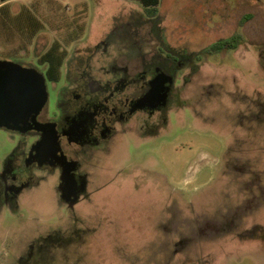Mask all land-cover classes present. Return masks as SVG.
<instances>
[{
  "label": "rangeland",
  "instance_id": "rangeland-1",
  "mask_svg": "<svg viewBox=\"0 0 264 264\" xmlns=\"http://www.w3.org/2000/svg\"><path fill=\"white\" fill-rule=\"evenodd\" d=\"M6 3L44 26L29 38L0 15V59L44 72L54 42L66 53L47 81L51 115L76 74L81 88L126 56L148 69L189 60L182 100L88 150L96 178L81 203L68 207L43 170L18 210L0 208V264H264V0H160L153 18L140 0ZM236 34L235 48H212ZM226 195L229 214L207 215Z\"/></svg>",
  "mask_w": 264,
  "mask_h": 264
},
{
  "label": "flooded vegetation",
  "instance_id": "flooded-vegetation-1",
  "mask_svg": "<svg viewBox=\"0 0 264 264\" xmlns=\"http://www.w3.org/2000/svg\"><path fill=\"white\" fill-rule=\"evenodd\" d=\"M175 58L168 66L161 63L148 69L146 58L126 56L110 79L98 74L97 78L90 77V83L81 88L76 74V84L65 91L60 110L52 115L46 108L49 93L48 102L37 117L43 124L42 129L21 132L0 127V208L18 210L20 198L36 185L43 170L59 174L60 197L68 207L74 208L81 203L96 178L91 173L95 163L91 151L113 140L119 127L125 130L144 128L147 117L165 113L175 100H182L183 90L176 77L189 57L182 54ZM138 60L143 61L142 67H136ZM58 61L57 57L54 62ZM51 67L50 62L46 63L43 73L47 81ZM127 87L129 91L124 93ZM3 134L7 135V140ZM261 150L256 148V152ZM229 155H234V151ZM234 165L238 173L231 176L230 182L236 189L246 172ZM256 179L258 181V176ZM226 201H232L229 195L218 203L219 206ZM223 209L224 206H220L217 213H210L212 209L209 208L207 215H228Z\"/></svg>",
  "mask_w": 264,
  "mask_h": 264
},
{
  "label": "water",
  "instance_id": "water-1",
  "mask_svg": "<svg viewBox=\"0 0 264 264\" xmlns=\"http://www.w3.org/2000/svg\"><path fill=\"white\" fill-rule=\"evenodd\" d=\"M49 99L47 78L33 66L0 59V127L42 129L37 119Z\"/></svg>",
  "mask_w": 264,
  "mask_h": 264
},
{
  "label": "trees",
  "instance_id": "trees-1",
  "mask_svg": "<svg viewBox=\"0 0 264 264\" xmlns=\"http://www.w3.org/2000/svg\"><path fill=\"white\" fill-rule=\"evenodd\" d=\"M8 0H0V14L4 16L5 21L9 22V24L16 26L19 31L23 34H26L29 38L34 37L43 26L44 23L38 19L37 15L29 8L24 7V13L14 12L10 9L9 3H6ZM143 2L145 7V12L148 14L149 17H155L158 15L159 12V1L160 0H140ZM249 18L246 16V19ZM240 26H243V22ZM238 34L234 35L231 38L221 39L217 43L212 45V48L221 50L223 48L232 47L235 48L236 45L234 44V39L237 40ZM65 51H62L61 48L58 46V42H54L52 46L47 50L42 56L41 60L45 63L50 62L52 65L51 69L48 71V76L51 80H59L61 76V66L63 64V57L65 56ZM59 58L58 63H55L54 60ZM55 70V72L52 71Z\"/></svg>",
  "mask_w": 264,
  "mask_h": 264
}]
</instances>
